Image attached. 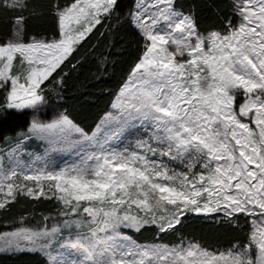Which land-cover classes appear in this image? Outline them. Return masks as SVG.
<instances>
[{"label": "snow or ice", "instance_id": "snow-or-ice-1", "mask_svg": "<svg viewBox=\"0 0 264 264\" xmlns=\"http://www.w3.org/2000/svg\"><path fill=\"white\" fill-rule=\"evenodd\" d=\"M230 5L218 25L202 28L180 0H49L54 33L27 35L35 6L0 0L18 13L0 40V107L33 113L26 131L0 142V210L20 198L56 204L39 224L21 216L0 230V255L40 264H264V0ZM124 25L139 52L95 127L66 111L37 119L82 52L115 40ZM97 61L101 72L114 63L104 53ZM194 214L242 236L220 247L186 239L181 229ZM149 227L151 240L136 238Z\"/></svg>", "mask_w": 264, "mask_h": 264}, {"label": "trees", "instance_id": "trees-1", "mask_svg": "<svg viewBox=\"0 0 264 264\" xmlns=\"http://www.w3.org/2000/svg\"><path fill=\"white\" fill-rule=\"evenodd\" d=\"M180 2L185 10L195 11L202 28L218 25L219 17L227 15L231 8L230 0H180ZM30 3L35 7L30 9L34 15L26 21L27 35L53 34L55 21L47 9L49 0H30ZM123 3L128 6L130 0H123ZM16 15L18 13L0 8V40L11 35L12 21ZM90 43H95V40ZM139 47V37L128 25L121 27L116 39L111 42L107 36L100 38L95 51L89 48L87 52H82V63L75 70H67L69 75L60 96L55 93L48 96L49 105L44 117L50 118L56 110L66 111L86 130L94 128L109 110L113 93L137 56ZM106 48L110 49V53L105 51ZM101 53L114 62L109 64L107 72L98 70L97 57ZM29 123L30 110H6L0 107V139L26 128ZM55 214L54 201L20 198L8 210H0V230L12 228L21 216L27 217L31 224L42 222L43 216ZM241 224L243 225V221ZM154 234L155 228L149 227L137 234L136 238L147 241L151 240ZM180 234L186 239L194 238L210 247L226 245L242 236V232L237 229L195 214L185 221ZM0 264H40V257L4 254L0 255Z\"/></svg>", "mask_w": 264, "mask_h": 264}, {"label": "rangeland", "instance_id": "rangeland-1", "mask_svg": "<svg viewBox=\"0 0 264 264\" xmlns=\"http://www.w3.org/2000/svg\"><path fill=\"white\" fill-rule=\"evenodd\" d=\"M48 105L49 104H47V105H45L44 106V108L40 111V112H38V113H36L35 114V116H36V118L37 119H41V120H45V119H50L53 115H55V113L56 112H63V111H60V110H56L55 111V113L50 117V118H45L44 117V115H45V113H46V111H47V109H48ZM33 118V113L31 112V110H30V122H31V119ZM30 125V123L28 124V126ZM27 128V127H26ZM26 128H23V129H20V130H18L16 133H14V134H11V135H7V136H5L3 139H0V142H3L5 139H11V138H13L14 136H16V135H18L19 133H21V132H24V131H26ZM30 147L31 148H33V149H38V145L34 142V143H32L31 145H30ZM57 159L62 163V162H64L65 160H71L72 159V157H65V156H57ZM39 223H41V222H35V223H31V224H33V225H36V224H39ZM14 227V226H13ZM11 228H9V229H7V230H10Z\"/></svg>", "mask_w": 264, "mask_h": 264}]
</instances>
